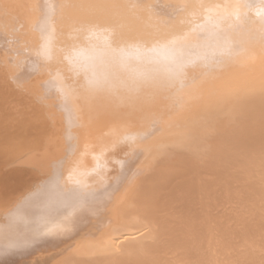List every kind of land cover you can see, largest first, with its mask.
<instances>
[{"label": "bare ground", "instance_id": "obj_1", "mask_svg": "<svg viewBox=\"0 0 264 264\" xmlns=\"http://www.w3.org/2000/svg\"><path fill=\"white\" fill-rule=\"evenodd\" d=\"M263 197L264 0H0V264H264Z\"/></svg>", "mask_w": 264, "mask_h": 264}, {"label": "rangeland", "instance_id": "obj_2", "mask_svg": "<svg viewBox=\"0 0 264 264\" xmlns=\"http://www.w3.org/2000/svg\"><path fill=\"white\" fill-rule=\"evenodd\" d=\"M221 179L224 180L222 177H221ZM208 182H209V181H208ZM237 184H238V182H237ZM235 186H236V185H235ZM238 186H239V185H238ZM238 186H237V189H239ZM235 189H236V188H235ZM256 189H257V188H256ZM259 189H261V188H259ZM241 190L243 191V189H241ZM262 190H263V189H262ZM256 191H257V190H256ZM256 191L254 190L253 192H256ZM262 192H263V191H262ZM240 193H241V191H240ZM240 193L237 194L238 197H239V195H240V197H242L241 195H243V194H240ZM243 193H244V192H243ZM260 193H261V192H260ZM260 193H259V195H261ZM253 194H255V193H253ZM235 195H236V194L234 193L233 196H234V198L237 199V197H236ZM240 197H239V198H240ZM243 197H245V196H243ZM243 197H242V199H243ZM254 197H255V196H254ZM254 197H253V198H254ZM242 199L240 198V205H241L242 208L245 207L246 205H249V204L246 203V202H245V205H244ZM263 199H264V197L262 198V200H263ZM230 200H232V198H231ZM238 200H239V199H238ZM241 200H242V201H241ZM254 200H255V198H254ZM254 200H253V201H254ZM234 201H235V199H233V202H234ZM253 201L251 202L252 204H253ZM257 201H258V200H257ZM233 202H232V203H230V202L228 203V201H227V204H230V205L234 206V204L237 203V202H235V203H233ZM255 202H256V201H255ZM262 202H264V201H262ZM225 203H226V202H225ZM258 203H259V202H258ZM256 204H257V202L254 204V206H255ZM259 204H261V203H259ZM259 204H258V205H259ZM230 205H228V206H230ZM235 205H236V204H235ZM238 205H239V203H238ZM258 205H257V206H258ZM262 205H263V204H261V206H262ZM226 206H227V205H225L224 207H226ZM249 206L251 207V204H250ZM224 207H222V210L225 209ZM241 207H238V209H239V208L241 209ZM252 207H253V206H252ZM255 207H256V206H255ZM255 207H254V208H255ZM262 207H264V205H263ZM228 208H229V207H228ZM231 208H232V207H231ZM235 208H236V207H234V209H235ZM245 208H246V207H245ZM245 208H244V209H245ZM247 208H248V207H247ZM229 209H230V208H229ZM229 209H226V210H225V211H226L225 213H227V211H229ZM234 209L231 210V211H232V214H234V212H233ZM255 209H256V208H255ZM255 209H252V210H255ZM220 210H221V209H220ZM222 210H221V211H222ZM241 210H242V209H241ZM247 210H248V209H247ZM247 210H245V211H247ZM250 210H251V209H250ZM235 211H236V210H235ZM239 211H240V210H239ZM237 212H238V210H237ZM242 212H243V211H242ZM253 212H254V211H253ZM217 213H218V211H217ZM222 213H223V212H222ZM225 213H224V214H225ZM229 213H230V215H231V212H228V214H229ZM240 213H241V211H240ZM248 213H249V211H248ZM251 213H252V212L250 211V215H252ZM263 213H264V212H263ZM241 214H244V213H241ZM226 215H227V214H226ZM239 215H240V214H239ZM244 215H245V214H244ZM246 215H248V214H246ZM246 215H245V216H246ZM221 216H222V218H225V217H223V214H222ZM221 216H219L220 219H221ZM240 216H243V215H240ZM240 216H239V217H240ZM227 217L229 218V215H227ZM230 217H233V215L230 216ZM243 217H244V216H243ZM248 217L250 218L249 215H248ZM248 217H247V221H246V222H248V220H250V219H248ZM241 218H242V217H241ZM226 219H227V218H225V220H226ZM242 219H243V218H242ZM244 219H245V218H244ZM221 220H223V219H221ZM228 220H229V219H227L225 222H227ZM244 221H245V220H244ZM246 222H245V223H246ZM242 223H244L243 220H242ZM242 223H240V226H239L238 228H236V226H235V228H233V230L239 234V236H238L239 239H238V240L241 239V242L243 241V236H245L244 234H246V231H247V230H244V227H243L244 224H242ZM247 224H248V223H246V225H247ZM258 225H260V224H257V226H258ZM241 226H242V227H241ZM254 226H256V225H254ZM261 226H263V224H262ZM247 227H248V226H247ZM245 228H246V227H245ZM259 228H261V227H259ZM263 228H264V226H263ZM247 229H248V228H247ZM252 229H253V228L251 227V230H252ZM255 229H257V228L255 227ZM242 230H243V231H242ZM261 230H262V229H261ZM261 230H260V231H261ZM258 231H259V230H257V233H256L257 235H258V233H259ZM262 231H264V229H263ZM262 231H261V233H260V234H261L260 236H257V235L255 236L256 240L259 239V237H260V238L263 237L264 232H262ZM251 232H252V231H251ZM262 233H263V234H262ZM252 235H254L253 232H252V234H251V236H250L251 239L253 238L252 240H250L251 245H253V246H252V250H250V254L253 255V252L256 253V252L258 251V252H260V253L263 255L264 253L261 252V250L264 251V243H263V244H260L261 240H260L259 242H257L258 240L256 241V240L254 239V236H252ZM231 236H233V235H231ZM234 236H235V235H234ZM236 237H237V235H236ZM257 237H258V238H257ZM233 239H234V237H233ZM229 240H230V239H229ZM238 240H237V242H238ZM263 240H264V238L262 239V242H263ZM234 241H235V240H234ZM252 241H253V242L256 241V243H252ZM235 242H236V241H235ZM257 243H258V244H257ZM232 245H235V246H232ZM232 245H231V246H232L233 248L236 247V251H237V248L240 247V246L237 247V244H234V243H232ZM239 245H240V243H239ZM259 246H260V247L263 246V247L260 249ZM241 249H242V248H241ZM259 249H260V250H259ZM238 250H239V249H238ZM255 251H256V252H255ZM233 252H234V251H233ZM240 252H241V251H240ZM241 253H242V252H241ZM260 253H259V255L261 256ZM238 255H239V257L241 256V254H238ZM254 257H255V254H254ZM257 257H258V253H257V256H256L255 259H257ZM263 257H264V256H263ZM263 257H262V258H263ZM261 260H262V259H261ZM261 260H260V258L258 257V260H257V261L260 262ZM262 262H263V261H262ZM262 262L259 263V264H262Z\"/></svg>", "mask_w": 264, "mask_h": 264}]
</instances>
